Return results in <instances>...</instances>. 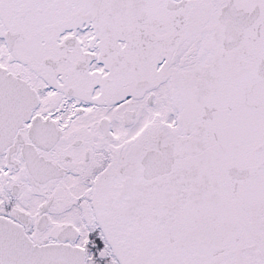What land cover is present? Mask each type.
Instances as JSON below:
<instances>
[{"label": "snow or ice", "instance_id": "6c2138e0", "mask_svg": "<svg viewBox=\"0 0 264 264\" xmlns=\"http://www.w3.org/2000/svg\"><path fill=\"white\" fill-rule=\"evenodd\" d=\"M0 264H264V0H0Z\"/></svg>", "mask_w": 264, "mask_h": 264}]
</instances>
